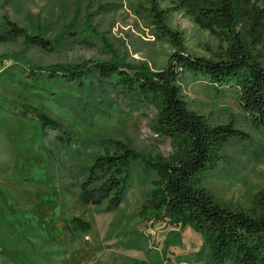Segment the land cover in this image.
I'll return each instance as SVG.
<instances>
[{
	"label": "rangeland",
	"instance_id": "1",
	"mask_svg": "<svg viewBox=\"0 0 264 264\" xmlns=\"http://www.w3.org/2000/svg\"><path fill=\"white\" fill-rule=\"evenodd\" d=\"M239 1L245 15L236 31L264 62V29L260 40L255 30L264 0ZM154 5L165 14L167 26L182 35L192 55L226 59L225 36L198 20L185 0H0V100L27 98L41 103L54 119L85 140L80 149L74 146L66 154L51 141L53 133L44 136L37 122L0 118V264H213L200 232L159 211L152 196L156 185L139 164L131 169L130 188L116 211L106 210V203L84 205L80 200L83 168L92 165L95 155L106 153L103 140H120L153 156L169 158L176 153L174 143L153 130V107L137 112L112 93L101 105L104 112L85 122L66 105L40 97L17 82L1 83L4 71L29 81L15 53L44 66L103 62L112 58L103 40L127 61L163 70L175 49L152 24ZM75 10L80 27L87 21L99 35L88 31L90 44L72 42L45 52L25 46L23 38H7L2 30L6 17L24 27L39 21L45 25L44 36L54 38ZM178 84L190 109L213 124L235 123L252 137L249 144L228 146L225 154L233 168L223 164V171L203 186L230 207L253 208L254 196L264 189V132L253 124L236 89L219 91L188 74ZM75 96L93 103L86 95ZM73 217L91 222L92 230L72 236L65 222Z\"/></svg>",
	"mask_w": 264,
	"mask_h": 264
},
{
	"label": "trees",
	"instance_id": "2",
	"mask_svg": "<svg viewBox=\"0 0 264 264\" xmlns=\"http://www.w3.org/2000/svg\"><path fill=\"white\" fill-rule=\"evenodd\" d=\"M185 3L204 25L225 36L226 59L214 61L192 55L182 35L167 26L165 14L154 5L152 24L159 37L175 49L163 70L153 71L144 62L131 63L103 40L112 54L110 60L103 62L44 66L15 53L29 81H23L15 72L4 71L1 83L10 86L17 82L40 97L66 105L85 122L95 113L104 112L101 105L112 93L137 112L153 107L156 113L152 128L158 136L174 143L176 153L169 158L153 156L120 140H103L106 153L95 155L92 165L83 168L81 202L94 206L106 203V210L116 211L130 188L131 169L139 164L143 174L156 185L152 196L159 211H165L178 225L191 226L200 232L213 264H264V189L254 196L253 208L245 209L222 203L203 186L206 179L225 168L223 164L233 168L226 148L249 144L252 137L235 123L213 124L206 115L190 109L178 84L188 74L207 81L219 91L236 89L253 124L264 132V62L255 47L236 31L245 15L239 0H185ZM78 15L75 10L54 38L44 36L45 25L39 21L24 27L6 17L2 30L9 39L23 38L25 46L54 52L72 42L90 44L88 31L99 37L87 21L84 28L80 27ZM256 17L259 19L256 40H260L264 8L258 10ZM76 93L93 98V103L76 97ZM97 99L99 102L94 103ZM9 117L37 122L44 136L53 133L51 141L66 154L72 147L80 149L85 143L80 134L54 119L43 104L27 98L15 102L0 100L1 120ZM76 152L79 151L73 153ZM51 155L55 157L52 151ZM65 226L72 236L93 228L91 222L80 217L66 220Z\"/></svg>",
	"mask_w": 264,
	"mask_h": 264
}]
</instances>
